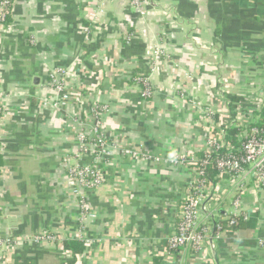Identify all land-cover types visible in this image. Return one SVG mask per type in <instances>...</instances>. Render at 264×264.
Segmentation results:
<instances>
[{"label":"crops","instance_id":"0c3cea01","mask_svg":"<svg viewBox=\"0 0 264 264\" xmlns=\"http://www.w3.org/2000/svg\"><path fill=\"white\" fill-rule=\"evenodd\" d=\"M8 18L0 32V231L13 239L80 233L82 242L72 241L85 250L74 259L57 244L14 242L0 264H264V189L251 180L244 192L224 182L220 201L208 203L200 252L167 248L190 161L202 156L224 99L234 118L245 85H264V0H15ZM56 69L77 103L56 105ZM136 77L154 88L151 100ZM96 105L116 148L106 182L86 193L96 218L80 223L63 161L77 151L72 119ZM243 213L249 220L232 230L229 217Z\"/></svg>","mask_w":264,"mask_h":264},{"label":"built area","instance_id":"2783aa9c","mask_svg":"<svg viewBox=\"0 0 264 264\" xmlns=\"http://www.w3.org/2000/svg\"><path fill=\"white\" fill-rule=\"evenodd\" d=\"M136 6L149 3L151 0H131ZM15 0H0V32L6 27L8 16ZM49 86L59 96L56 105L64 106L69 102L77 101L72 97V90L66 85L65 70L56 69L51 75ZM141 94L144 100H151L154 88L148 81L141 79ZM138 86L140 84H137ZM241 100L236 103L234 118L229 110V101L224 99V109L214 118V125L206 133L202 147V158H194L190 161L192 171L188 187V194L179 210V219L176 233L168 239V250L173 253H183L187 250L200 252L203 243L208 240V228L201 224L202 213L209 211V203L219 202L224 194L223 183L227 182L237 192H244L248 181H253L256 188L264 189V85L246 84L239 95ZM4 101L0 99V120L5 111ZM80 110V109H79ZM210 114L213 112L208 109ZM96 106L91 114L86 110L77 112L72 119L74 123L77 151L73 160L64 158L63 166L67 171V177L72 187V195L79 205L80 223L88 219H95L96 215L87 199L88 190H97L106 182L105 168L113 157L116 145L108 137L101 110ZM214 116V115H213ZM71 121V119H70ZM240 128L235 144L227 141L228 130L231 126ZM124 156H131L132 150L120 149ZM223 151H225L223 153ZM179 162L176 161V164ZM215 166L217 174L211 177L210 170ZM220 183L216 184L215 180ZM240 201H236L239 204ZM248 213L240 216H230L229 226H237L239 221H248ZM219 233L222 227L218 226ZM81 241L82 234L77 233L72 239L52 232L40 233L33 237L13 239L10 235H4L0 231V252H5L17 244H57L64 249L66 241ZM22 242V243H21ZM211 247L215 249L213 241ZM85 245V244H84ZM264 247L263 243H259ZM234 248V247H233ZM239 249L238 246H235ZM68 257H72L70 251H66Z\"/></svg>","mask_w":264,"mask_h":264},{"label":"trees","instance_id":"16d2710c","mask_svg":"<svg viewBox=\"0 0 264 264\" xmlns=\"http://www.w3.org/2000/svg\"><path fill=\"white\" fill-rule=\"evenodd\" d=\"M8 20H9V18H8ZM134 82L136 84H140L139 86H141V82L139 81V77H136L134 79ZM263 118H264V115H263ZM238 134H239V131L237 129L233 130L231 132V135H230L229 139L231 140L232 144H235L234 140H235V138H236V136ZM224 152L225 151H223V153ZM200 158H202V156ZM216 174H217V170H216L215 166H212V168L210 170L211 177H214ZM239 222H241V221H239ZM231 228H232V230H236L238 227L237 226H232ZM64 248L67 251H70L72 253V255L74 256V259H75L78 254H82V252L85 250V245H84V243H80V242H76V241H66V242H64ZM167 248H168V245H167Z\"/></svg>","mask_w":264,"mask_h":264},{"label":"rangeland","instance_id":"374dc122","mask_svg":"<svg viewBox=\"0 0 264 264\" xmlns=\"http://www.w3.org/2000/svg\"><path fill=\"white\" fill-rule=\"evenodd\" d=\"M68 90H70V91L72 90V92L75 93L74 90L71 89V88H70V89L68 88ZM72 97H73V99H76L75 96H74V94L72 95ZM78 105L80 106L79 103H78ZM79 109L84 111L86 108L83 109L82 107H80ZM97 110H98V111L101 110V111H102L101 114H102V113H104V111H105L106 109H105L104 107H103V108H100L99 105H96V113H98ZM105 112H106V111H105ZM99 114H100V113H99Z\"/></svg>","mask_w":264,"mask_h":264}]
</instances>
